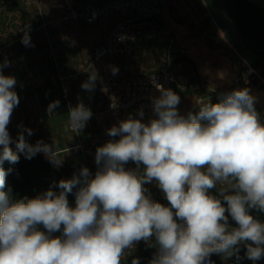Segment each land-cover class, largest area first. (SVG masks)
<instances>
[{"label":"clouds","instance_id":"clouds-1","mask_svg":"<svg viewBox=\"0 0 264 264\" xmlns=\"http://www.w3.org/2000/svg\"><path fill=\"white\" fill-rule=\"evenodd\" d=\"M21 42L33 46L26 30ZM9 65L7 57L0 62V264H122L140 241L156 248L149 264H214L213 254L235 256L239 264L241 246L252 264L264 259V117L249 88L221 94L215 103L200 99L184 115L179 94L157 85L152 118L145 122L140 109L106 130L112 139L95 150V174L81 166L58 181V191L17 199L5 191L11 171L5 161L43 153L59 168L63 157L54 142L29 143L25 134L33 131L22 124L15 140L10 135L19 96L16 77L3 71ZM96 84L89 73L81 88L92 92ZM58 106L50 102L48 113ZM91 117L78 103L67 111V127L79 134ZM129 161L136 167L126 168ZM149 184L167 204L152 197Z\"/></svg>","mask_w":264,"mask_h":264},{"label":"crops","instance_id":"crops-1","mask_svg":"<svg viewBox=\"0 0 264 264\" xmlns=\"http://www.w3.org/2000/svg\"><path fill=\"white\" fill-rule=\"evenodd\" d=\"M68 1L76 7L89 2H103ZM64 2L0 0V62L7 57L10 65L4 68V74L14 75L17 80L15 90L19 104L14 108L8 125L13 140L20 131L18 125L31 128L33 134H25V138L33 144L38 140L48 144L54 142L63 157L61 166L72 175L81 166H87L92 172L97 170L95 150L112 139L106 130L115 124L106 112V106L110 100L127 95L126 81L129 77L159 69L167 63L178 76L175 92L181 98L177 106L181 114L196 111L195 102L200 99L211 100L212 88L224 94L247 87L257 96L256 108L264 117V86L237 82L241 74L238 50L244 45L226 16L225 0H162L164 13L160 22L151 20L139 25L134 54L100 62H93V48L103 40L105 31L116 20L93 24L69 22L56 26L52 21L64 14ZM218 13L224 27L216 21ZM48 22L50 24L45 26ZM157 24L166 26L169 34L154 40L147 39L146 33ZM25 30L33 46L22 44ZM221 32L224 37H221ZM112 65L119 68L115 75L111 72ZM89 73L97 76L92 92L81 88ZM61 76L65 80H61ZM56 100L59 106L49 114L48 106ZM78 103L89 107L92 117L84 129L75 134L67 127V111ZM153 115V111L150 112L144 121ZM129 116L132 115L125 118ZM79 144H82L81 148L77 147ZM125 167L135 168L136 165L129 161ZM146 187L151 195L156 188L155 184ZM156 200L166 203L163 195ZM155 252L154 246L140 241L133 249L126 250L122 263L131 264L133 257H137L140 264H149Z\"/></svg>","mask_w":264,"mask_h":264},{"label":"built area","instance_id":"built-area-1","mask_svg":"<svg viewBox=\"0 0 264 264\" xmlns=\"http://www.w3.org/2000/svg\"><path fill=\"white\" fill-rule=\"evenodd\" d=\"M64 6V14L52 21L56 26L69 22L93 24L99 21L116 20L105 31L103 40L94 46L93 62H100L111 57L132 56L138 41L139 25L151 20L160 22L164 13L162 0H103L101 4L89 2L79 7L65 0ZM48 24L50 23H45V26ZM168 34L169 30L166 26L157 24L149 29L146 37L149 40H154ZM240 69L241 74L237 82L264 85V78L258 69L253 67L243 56H240ZM60 79L65 80V77L61 76ZM178 84V76L170 63L159 69L140 72L129 77L126 81L127 95L121 99L110 100L106 106V112L115 124H118L125 116L136 117L140 109H143V119H146L152 112L151 98L159 96L157 85L175 91ZM211 94L214 99L223 93L221 90L212 88ZM113 102L117 105L115 108L110 107ZM77 147L81 148L82 144ZM39 154L47 159L43 153ZM92 173L95 174V172ZM211 260L213 261L212 256Z\"/></svg>","mask_w":264,"mask_h":264},{"label":"trees","instance_id":"trees-1","mask_svg":"<svg viewBox=\"0 0 264 264\" xmlns=\"http://www.w3.org/2000/svg\"><path fill=\"white\" fill-rule=\"evenodd\" d=\"M225 13L244 45L245 52L240 48V54L245 55L264 78V0H225ZM218 98L211 99V102H217ZM28 142L32 143L29 140ZM10 146L15 150V143ZM3 167L6 170L11 169L6 176L5 191L11 189V195L17 199L42 195L49 188L58 191V181L72 176L68 169L55 167L39 153L31 159H26L20 154L17 163L10 164L5 161ZM68 200L70 205L74 206V194H68ZM260 218L264 219V215ZM239 256V264H252V261L245 257L243 246L240 247ZM212 258L214 264H237L235 256L223 260L221 256L213 254ZM256 264L264 262L259 260Z\"/></svg>","mask_w":264,"mask_h":264},{"label":"rangeland","instance_id":"rangeland-1","mask_svg":"<svg viewBox=\"0 0 264 264\" xmlns=\"http://www.w3.org/2000/svg\"><path fill=\"white\" fill-rule=\"evenodd\" d=\"M220 17H221V15L218 13L217 15H216V21L218 22V24L219 25H221L222 27H224L225 26V24L223 23V20L222 19H220ZM240 47H237V49H239ZM240 50H242L243 52H245L244 51V49L243 48H241ZM240 50H238V53L240 54ZM241 56H243V57H245L246 58V56L245 55H242V54H240ZM247 59V58H246ZM248 60V59H247ZM249 61V60H248ZM250 62V61H249ZM251 63V62H250ZM253 66V65H252ZM254 67V66H253ZM258 71L260 72V70L258 69ZM262 86H264V85H262ZM163 194L160 192V190H158V188L156 187L155 189H153L152 190V197L153 198H158L159 196H162ZM165 204H167V201H166V203Z\"/></svg>","mask_w":264,"mask_h":264}]
</instances>
